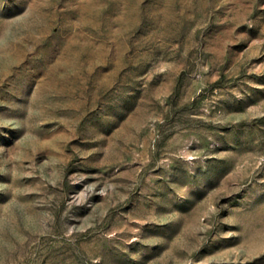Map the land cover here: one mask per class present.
Segmentation results:
<instances>
[{
    "label": "rangeland",
    "instance_id": "374dc122",
    "mask_svg": "<svg viewBox=\"0 0 264 264\" xmlns=\"http://www.w3.org/2000/svg\"><path fill=\"white\" fill-rule=\"evenodd\" d=\"M0 264H264V0H0Z\"/></svg>",
    "mask_w": 264,
    "mask_h": 264
}]
</instances>
